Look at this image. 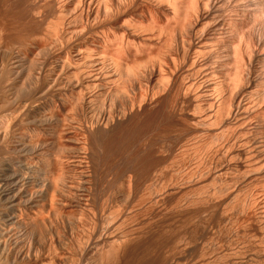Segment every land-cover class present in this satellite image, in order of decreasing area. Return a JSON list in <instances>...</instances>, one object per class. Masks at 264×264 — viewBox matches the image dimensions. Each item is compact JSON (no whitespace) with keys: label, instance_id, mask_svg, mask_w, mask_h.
Here are the masks:
<instances>
[{"label":"bare ground","instance_id":"bare-ground-1","mask_svg":"<svg viewBox=\"0 0 264 264\" xmlns=\"http://www.w3.org/2000/svg\"><path fill=\"white\" fill-rule=\"evenodd\" d=\"M126 254L264 264V0H0V264Z\"/></svg>","mask_w":264,"mask_h":264},{"label":"rangeland","instance_id":"rangeland-1","mask_svg":"<svg viewBox=\"0 0 264 264\" xmlns=\"http://www.w3.org/2000/svg\"><path fill=\"white\" fill-rule=\"evenodd\" d=\"M185 108H186V107H185ZM185 108H184V109H185ZM183 111H184V110H183ZM182 114H183V113H182ZM174 116H175V115H174ZM175 117H176V119H175L174 117H173L174 119L172 118V119H173V122L177 120V123H178V119H179V123H178V124H179L180 128H184V129H182V130L185 131L186 128H187V130L190 129V125H188V124L190 123V119H189L188 117H185V116H184V117L175 116ZM180 118H181V119H180ZM182 118H183V119H182ZM185 118H186V119H185ZM188 119H189V120H188ZM180 120H181V121H180ZM185 120H186V121H185ZM187 122H189V123H187ZM175 123H176V122H175ZM182 125H183V127H182ZM187 125H188V126H187ZM173 135H175V134H173ZM171 137L174 138V136H171ZM173 138H172V139H173ZM158 229H161V228H158ZM153 230H155V228L152 229V232H151V230H150L149 233H150V234H153V232H155V233L158 232L157 229H156L155 231H153ZM161 230L164 231L165 229L163 228V229H161ZM161 230H159V231H161ZM166 230L168 231V229H166ZM163 231L161 232L163 236H164L165 234H168L167 232H166V233L164 232V234H163ZM146 232H147V231H146ZM146 232L144 233V235L142 234V235L145 236V237H146V234H147V236H148V234H149L148 232H147V233H146ZM161 233H159V234L157 233V234L160 235V236H158V235L156 234V235L158 236V238H155L156 235H154V234H153V236L150 235L152 238H150V236H149V237H146V238H148V240H150V239H153V237L155 236L154 238H155L156 241H153V243H151L152 241L145 240V239H146L145 237H143V238H144L143 240H145L147 243L150 242L151 244L149 243V244H148L149 246H150V245L152 246V244L157 246V244H158L157 241H158V240L161 241V240H160L161 238H162V241H163V238H164L163 236L161 237ZM142 235H141V236H142ZM149 238H150V239H149ZM138 239L140 240V239H142V237H141V238L139 237ZM138 239L135 240L137 243H138V241H139ZM143 240L141 241V243H145L146 246H145V244H137V246L139 245V247L141 248L140 251L143 250V249H142L143 246H144V247H143L144 249H145V247L147 248V243L144 242ZM162 241H161V242H162ZM154 242H156V243L154 244ZM132 243H133L132 246L134 245V247H135V246H136V243H135V242H132ZM134 243H135V244H134ZM139 243H140V241H139ZM159 244H160V243H159ZM151 246H150V247H151ZM134 247H133V248H134ZM139 247H136V248L139 249ZM152 247H153V246H152ZM136 248H134V249H136ZM154 248H155V247H154ZM149 249H150V248L148 247V250H149ZM151 249H153V248H151ZM145 250H146V249H145ZM128 254H129V253H128ZM126 255H127V254H126ZM126 255H125V256H126ZM129 255H130V254H129ZM127 256H128V255H127ZM127 256H126V257H127ZM128 257H129V256H128ZM128 257H127V258H128ZM131 257L135 258V257L133 256V254L131 255ZM131 257L128 258L129 261H128L127 259H125V257H124V260H125V261L127 260V262H125V261L123 260L124 263L127 264L128 262H130V263L132 264V262L134 261V262H137V263H135V264H138V262H139L138 257L136 256V258H135L137 261H136V260H132ZM130 260H131L132 262H131ZM128 264H129V263H128ZM133 264H134V263H133Z\"/></svg>","mask_w":264,"mask_h":264}]
</instances>
